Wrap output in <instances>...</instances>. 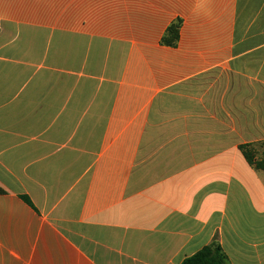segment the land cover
Listing matches in <instances>:
<instances>
[{"label": "crops", "instance_id": "1", "mask_svg": "<svg viewBox=\"0 0 264 264\" xmlns=\"http://www.w3.org/2000/svg\"><path fill=\"white\" fill-rule=\"evenodd\" d=\"M246 144L264 0H0V264H264Z\"/></svg>", "mask_w": 264, "mask_h": 264}, {"label": "trees", "instance_id": "2", "mask_svg": "<svg viewBox=\"0 0 264 264\" xmlns=\"http://www.w3.org/2000/svg\"><path fill=\"white\" fill-rule=\"evenodd\" d=\"M181 21H177L172 24L165 36L162 39V43L166 46L175 47L179 41L180 36ZM240 150L243 152L247 162L255 167L256 169H264V159L257 160L255 154L254 145L246 144L240 147ZM4 191L0 188V194ZM24 199L31 204L30 200L27 197ZM182 264H229L227 256L223 252L222 247L216 241L212 242L207 247H204L195 255L185 259Z\"/></svg>", "mask_w": 264, "mask_h": 264}, {"label": "rangeland", "instance_id": "3", "mask_svg": "<svg viewBox=\"0 0 264 264\" xmlns=\"http://www.w3.org/2000/svg\"><path fill=\"white\" fill-rule=\"evenodd\" d=\"M258 150H259L260 153H262V151H264L263 147L261 149H258Z\"/></svg>", "mask_w": 264, "mask_h": 264}]
</instances>
